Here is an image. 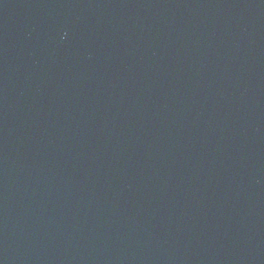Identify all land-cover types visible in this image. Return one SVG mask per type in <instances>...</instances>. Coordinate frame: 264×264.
<instances>
[{"label": "water", "instance_id": "obj_1", "mask_svg": "<svg viewBox=\"0 0 264 264\" xmlns=\"http://www.w3.org/2000/svg\"><path fill=\"white\" fill-rule=\"evenodd\" d=\"M0 264H264V0H0Z\"/></svg>", "mask_w": 264, "mask_h": 264}]
</instances>
